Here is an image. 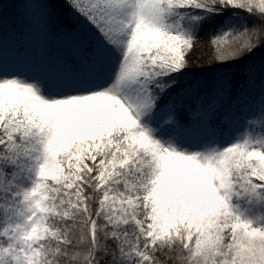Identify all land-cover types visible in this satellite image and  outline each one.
Wrapping results in <instances>:
<instances>
[{
	"label": "snow or ice",
	"instance_id": "6c2138e0",
	"mask_svg": "<svg viewBox=\"0 0 264 264\" xmlns=\"http://www.w3.org/2000/svg\"><path fill=\"white\" fill-rule=\"evenodd\" d=\"M65 2L78 24L38 2L63 83L0 72V264H264V100L198 148L160 119L211 127L246 93L228 69L264 47V0Z\"/></svg>",
	"mask_w": 264,
	"mask_h": 264
},
{
	"label": "rangeland",
	"instance_id": "374dc122",
	"mask_svg": "<svg viewBox=\"0 0 264 264\" xmlns=\"http://www.w3.org/2000/svg\"><path fill=\"white\" fill-rule=\"evenodd\" d=\"M4 1L3 5L8 6L3 8L6 11L3 13L0 30L6 23L12 22L14 25L10 24L6 29L10 36L0 39V72L34 77L53 87L63 83L65 70L61 56L69 48V38L44 27L39 0ZM254 92L251 89L236 100L239 104L233 110L230 106L225 112L218 114L211 127L203 119L197 122L195 117L187 121L193 120L192 126L181 121L180 127L168 126L162 123L164 117L161 116V131L191 148H198L213 140L230 141L248 127L247 120L255 119L252 115ZM230 110L231 114L227 116ZM254 128L256 131L261 130L258 125H254Z\"/></svg>",
	"mask_w": 264,
	"mask_h": 264
},
{
	"label": "trees",
	"instance_id": "16d2710c",
	"mask_svg": "<svg viewBox=\"0 0 264 264\" xmlns=\"http://www.w3.org/2000/svg\"><path fill=\"white\" fill-rule=\"evenodd\" d=\"M13 0H10V2H12ZM3 3H5V1L3 0ZM8 4L3 5V8H7ZM3 13H5L6 9H2ZM14 11V9L12 8V12ZM56 14L58 15V17L61 18V20L65 23V24H71V25H76L79 23L78 17L76 15V13L71 9V7L65 2V0H57L56 3ZM241 15L248 21L249 25H251V23L253 22L254 18L249 16L246 12H241ZM11 16V15H10ZM9 17V16H8ZM7 17V18H8ZM14 25L12 24V22L10 23H6L0 30V36H5L4 34H8L6 32V29L8 27V25ZM218 26V20L217 19H213L209 22H207L204 27L201 29L199 36L200 39L203 43V47L201 49V51H203L204 53H207L210 48L207 44L209 35L215 31V28ZM5 28V29H3ZM4 32V33H3ZM6 32V33H5ZM264 67V47H259L257 48L251 55L246 56L244 60L242 61H237L236 62V66L232 67L230 69H228V72L230 74H233L234 79H242L243 77V73L247 70V69H253L255 70L257 76L256 79L253 81V83L251 84V87L246 91L249 92L251 91V89L255 90L254 94L252 95L253 98V113H255V116L253 115V117L256 119V116L259 115L260 112V108H261V101L264 100V94H262V87H261V81L259 78L260 74V69ZM196 71H200V69H196ZM237 106L236 104H232L231 105V110H233V107ZM231 110L228 111L227 116L231 114ZM252 113V114H253ZM189 117L186 114H182L181 115V122L186 123L189 126L193 125V120L188 121ZM260 126V125H258ZM254 127V125L252 126Z\"/></svg>",
	"mask_w": 264,
	"mask_h": 264
},
{
	"label": "bare ground",
	"instance_id": "6f19581e",
	"mask_svg": "<svg viewBox=\"0 0 264 264\" xmlns=\"http://www.w3.org/2000/svg\"><path fill=\"white\" fill-rule=\"evenodd\" d=\"M240 99H241V98H240ZM236 100H239V99H236ZM236 100L234 101V103H233V104H235V103H236V105L238 106V104H239V103L237 104V101H236Z\"/></svg>",
	"mask_w": 264,
	"mask_h": 264
}]
</instances>
